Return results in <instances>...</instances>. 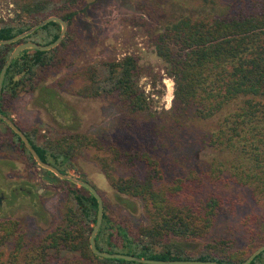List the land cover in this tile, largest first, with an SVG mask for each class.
Returning <instances> with one entry per match:
<instances>
[{
	"label": "trees",
	"instance_id": "trees-1",
	"mask_svg": "<svg viewBox=\"0 0 264 264\" xmlns=\"http://www.w3.org/2000/svg\"><path fill=\"white\" fill-rule=\"evenodd\" d=\"M184 1L213 5L214 9L198 15L183 13L165 22L152 36L153 52L174 82L169 109L160 114L150 110L153 97L138 86V63L132 54L92 62L71 71L68 79L79 82L73 91L81 97L113 96L127 117L148 116L154 124L143 131L152 135L168 129L174 133L190 119L215 120V127L202 140L217 153L210 156L206 176L218 181L228 174L234 184L249 188L254 201L263 205L262 212L245 216L237 227H229L224 237L194 248L191 243L209 234L222 209H235V202L221 193L216 183L207 189L198 175L166 183L155 155L139 147H123L114 140L70 132L39 144L32 134L23 133L40 159L61 174L75 169L74 159L86 154L123 204L128 207L134 200L141 201L146 222L136 226L112 216L103 202L94 237L98 250L151 260L239 264L251 249L264 244V0H237L238 6L231 11L220 8L219 0ZM83 2L15 0L13 17L0 19V40L10 39L51 15L67 25L55 47L26 48L11 60L1 87V114L9 117V102L21 93L38 94L44 89L52 93L46 84H40L39 74L70 66L58 53L71 47L78 50L74 20ZM60 30L58 22L49 21L22 39L1 44L0 71L17 44L32 41L46 45L58 38ZM7 127L14 136L10 143L37 165L21 138ZM119 169H124L125 175L118 174ZM67 182L60 223L32 242L28 250L18 220H0V264H146L93 254L89 236L96 224L97 199L86 188ZM10 245L5 255L3 251ZM248 264H264V250Z\"/></svg>",
	"mask_w": 264,
	"mask_h": 264
},
{
	"label": "rangeland",
	"instance_id": "rangeland-1",
	"mask_svg": "<svg viewBox=\"0 0 264 264\" xmlns=\"http://www.w3.org/2000/svg\"><path fill=\"white\" fill-rule=\"evenodd\" d=\"M14 1L0 0V19L13 17ZM218 6L231 11L238 6V1L219 0ZM79 8L81 10L74 20L79 34L78 50L71 47L67 52L58 53L59 57L67 58L70 66L39 74L40 84H46L52 93L49 95L44 89L38 94H19L9 102L8 118L22 132L32 134L39 144L47 138L70 132L86 133L114 140L126 148L139 147L155 155L166 183L190 175L200 176L207 189L216 183L220 192L235 202V209L233 212L228 208L222 209L209 234L191 243V247L199 248L224 237L228 228L237 227L245 216L262 212L263 205L254 201L249 188L234 184L228 174L218 177V181L206 176L210 156L217 153L205 147L202 140L215 127V120L190 119L174 133L168 129L160 131V135H152L143 131L154 124L148 116H141L140 120L127 117L113 96L81 97L73 91L79 82L68 79L71 71L92 62L132 54L138 63V86L153 97L150 110L160 114L162 109L167 110L171 106L174 82L166 76L160 59L153 52L152 36L165 22L183 13L198 15L213 11V5L202 6L195 1L184 0H84ZM59 81L63 82L62 85ZM3 126L4 130L0 129V220H18L19 232L26 244L25 251L32 242L60 223L65 186L67 181L74 183L66 176L91 184L102 203L108 204L112 216L119 220L127 219L135 226L145 224L141 201L134 200L128 207L123 204L98 165L86 154L74 159L75 169L69 168L62 177L57 176L53 171H44L29 161L18 146L10 143L14 136L6 123ZM117 173L125 175V170L119 169ZM211 176L214 179V175ZM11 245L4 249L5 255Z\"/></svg>",
	"mask_w": 264,
	"mask_h": 264
},
{
	"label": "water",
	"instance_id": "water-1",
	"mask_svg": "<svg viewBox=\"0 0 264 264\" xmlns=\"http://www.w3.org/2000/svg\"><path fill=\"white\" fill-rule=\"evenodd\" d=\"M49 21H56L61 25V30H60V34H59L58 38L55 41H53L52 43H49L46 45L37 44V43H34L32 41H24V42L17 44L14 47V49L12 50V52L10 53V55L8 56L7 60L3 64L2 69L0 71V95H1V87H2V82L4 79V74H5L6 68L10 64L11 60L21 50L26 49V48H32V49H37V50H49V49L55 47L62 40V38L65 34V31L67 29V25H66L65 21L63 19H61L60 17L55 16V15H51V16H48V17L42 19L41 21H39L36 24H34L33 26H31L29 29L23 31L22 33L14 36L10 39L0 40V45L12 43L14 41L22 39L25 36L31 34L33 31H35L36 29L43 26L44 24H46ZM0 119L3 121L0 124V129L4 130L3 123H6L21 138L25 147L28 149V151L30 152V154L34 158L37 165H39L42 168L49 169V170L53 171L57 176H60V177L63 176L55 167L51 166L48 163H45L44 161H42L40 159V157L38 156V154L36 153L34 148L31 146V144H30L28 138L25 136V134L8 117H6L0 113ZM66 177H68L69 180H72L75 184L86 188L97 199L98 210H97L96 224L94 225V227L91 231V234L89 236V247H90V249L94 255H96L100 258H118V259L137 261V262L146 263V264H222V263H219L216 261H200V260H151V259L138 258L135 256L125 255V254H120V253L102 252V251L98 250L95 246L94 237H95L96 232H97L99 225L101 223L102 208H103L102 199H101L99 193L97 192V190L88 182L83 181V180L78 179V178H73V177H69V176H66ZM46 178L50 179L48 176H46ZM52 180L55 181L56 178H52ZM262 250H264V244L255 248L252 252H250L248 254V256L245 258V260H243L239 264H248Z\"/></svg>",
	"mask_w": 264,
	"mask_h": 264
}]
</instances>
